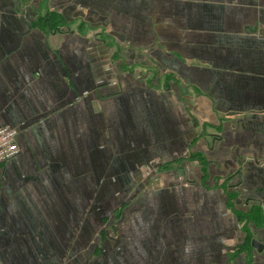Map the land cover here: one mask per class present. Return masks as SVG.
<instances>
[{"label":"crops","instance_id":"0c3cea01","mask_svg":"<svg viewBox=\"0 0 264 264\" xmlns=\"http://www.w3.org/2000/svg\"><path fill=\"white\" fill-rule=\"evenodd\" d=\"M1 127L0 264H264V0H0Z\"/></svg>","mask_w":264,"mask_h":264},{"label":"built area","instance_id":"2783aa9c","mask_svg":"<svg viewBox=\"0 0 264 264\" xmlns=\"http://www.w3.org/2000/svg\"><path fill=\"white\" fill-rule=\"evenodd\" d=\"M17 134V130L13 128H0V165L10 161L18 154L19 148L15 142Z\"/></svg>","mask_w":264,"mask_h":264},{"label":"trees","instance_id":"16d2710c","mask_svg":"<svg viewBox=\"0 0 264 264\" xmlns=\"http://www.w3.org/2000/svg\"><path fill=\"white\" fill-rule=\"evenodd\" d=\"M49 27L54 28V27H52L51 25H49ZM250 242H251V241L248 240V241L244 244V246H242V247H240V248H236V249L234 250V254H243V253L247 254V253H248V255L251 256V253L253 252V248H252Z\"/></svg>","mask_w":264,"mask_h":264},{"label":"water","instance_id":"95a60500","mask_svg":"<svg viewBox=\"0 0 264 264\" xmlns=\"http://www.w3.org/2000/svg\"><path fill=\"white\" fill-rule=\"evenodd\" d=\"M252 248L256 250V252H260L264 249V245L259 244L257 241L253 240L251 243Z\"/></svg>","mask_w":264,"mask_h":264},{"label":"rangeland","instance_id":"374dc122","mask_svg":"<svg viewBox=\"0 0 264 264\" xmlns=\"http://www.w3.org/2000/svg\"><path fill=\"white\" fill-rule=\"evenodd\" d=\"M107 46V45H106Z\"/></svg>","mask_w":264,"mask_h":264}]
</instances>
